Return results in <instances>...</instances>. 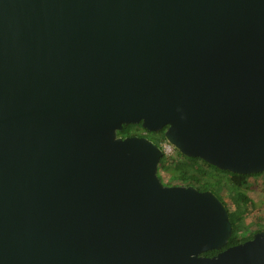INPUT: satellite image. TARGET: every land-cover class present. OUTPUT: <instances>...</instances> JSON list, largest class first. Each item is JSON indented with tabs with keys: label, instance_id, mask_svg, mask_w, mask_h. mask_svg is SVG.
Wrapping results in <instances>:
<instances>
[{
	"label": "water",
	"instance_id": "95a60500",
	"mask_svg": "<svg viewBox=\"0 0 264 264\" xmlns=\"http://www.w3.org/2000/svg\"><path fill=\"white\" fill-rule=\"evenodd\" d=\"M139 122L264 171V0H0V264H264Z\"/></svg>",
	"mask_w": 264,
	"mask_h": 264
},
{
	"label": "trees",
	"instance_id": "16d2710c",
	"mask_svg": "<svg viewBox=\"0 0 264 264\" xmlns=\"http://www.w3.org/2000/svg\"><path fill=\"white\" fill-rule=\"evenodd\" d=\"M134 125H123L117 134L119 136L131 134L132 130L135 129ZM137 125L143 128L141 124ZM163 131L164 129H161L156 132L154 142L157 145L164 140ZM158 170L160 179L164 184L193 185L199 190H211L223 201L228 209L232 225V234L224 247L244 242L252 238L255 232L264 230L261 225L246 232V229L239 226V222L256 207L254 200L245 192V189L250 185L249 178L261 176L264 171L254 174L232 173L228 170L219 169L198 157H186L178 150L176 157L162 156ZM217 252L218 250L211 249L203 252L202 255L210 256Z\"/></svg>",
	"mask_w": 264,
	"mask_h": 264
},
{
	"label": "rangeland",
	"instance_id": "374dc122",
	"mask_svg": "<svg viewBox=\"0 0 264 264\" xmlns=\"http://www.w3.org/2000/svg\"><path fill=\"white\" fill-rule=\"evenodd\" d=\"M155 140V139H154ZM161 146V143L159 144ZM173 155L176 157L177 150L174 148ZM159 178V170L157 172ZM250 185L245 189L247 196L255 202V208L248 212L247 216L239 222L241 228L247 230L256 229L258 226L264 228V174L250 177ZM231 208V206L229 205Z\"/></svg>",
	"mask_w": 264,
	"mask_h": 264
},
{
	"label": "flooded vegetation",
	"instance_id": "af4514ba",
	"mask_svg": "<svg viewBox=\"0 0 264 264\" xmlns=\"http://www.w3.org/2000/svg\"><path fill=\"white\" fill-rule=\"evenodd\" d=\"M130 124H134V123H130ZM137 124H141V122L135 123V125H134L135 129L132 130L131 134L124 135L122 137H126V136H145V137L149 138L150 140L154 141L157 131H149V130H147L145 128H140V126H138Z\"/></svg>",
	"mask_w": 264,
	"mask_h": 264
},
{
	"label": "built area",
	"instance_id": "2783aa9c",
	"mask_svg": "<svg viewBox=\"0 0 264 264\" xmlns=\"http://www.w3.org/2000/svg\"><path fill=\"white\" fill-rule=\"evenodd\" d=\"M161 149L163 151V156L165 157H174L173 155V151H174V147L173 145H171L170 143H168L165 139L162 140L161 142Z\"/></svg>",
	"mask_w": 264,
	"mask_h": 264
}]
</instances>
